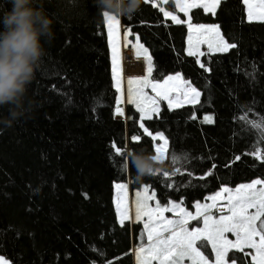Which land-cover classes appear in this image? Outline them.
<instances>
[{
	"label": "trees",
	"instance_id": "obj_1",
	"mask_svg": "<svg viewBox=\"0 0 264 264\" xmlns=\"http://www.w3.org/2000/svg\"><path fill=\"white\" fill-rule=\"evenodd\" d=\"M10 6L0 0V15ZM45 7L56 19L55 37L29 87L32 107L11 128L0 125V254L11 264H136L133 228L137 233L142 225L119 222L115 182L131 179L133 190L149 185L161 203L193 209L223 186L264 179V159L253 154L264 156V138L249 123L264 120V22H247L243 0H220L214 14L191 10L193 23L219 25L236 45L205 51L204 67L186 52L187 23L164 17L160 0H144L135 15L121 17L149 50L156 79L180 72L201 92L197 103L164 101L145 119L168 147L143 179L136 178L133 156L141 150L154 156L156 141L142 135L132 104L126 120L116 113L104 15L94 0H46ZM165 8L184 18L171 3ZM0 113L7 116L8 107ZM197 244L213 258L208 240ZM227 257L251 260L234 249Z\"/></svg>",
	"mask_w": 264,
	"mask_h": 264
},
{
	"label": "rangeland",
	"instance_id": "obj_2",
	"mask_svg": "<svg viewBox=\"0 0 264 264\" xmlns=\"http://www.w3.org/2000/svg\"><path fill=\"white\" fill-rule=\"evenodd\" d=\"M161 1V7L165 9V11L170 10L165 8V4ZM188 3L194 2V0H186ZM195 2H208L210 4H216V0H195ZM220 2V0H219ZM249 2L253 5V11L254 14L259 15L260 13L264 12V8L259 7L261 3H264V0H249ZM219 4V3H218ZM218 4L213 9V12L216 11ZM193 9V8H192ZM189 10L188 14L185 15L184 18H182L178 13H174L178 16V18L182 21H185L187 23L190 22L192 25L191 30H189L188 33V39H187V45H186V52L188 53L189 48L197 55V60L199 64H202V55L205 51H214L219 52L217 49L222 46V40L221 36L223 37L221 30L219 28V25L217 24H206V23H193L191 21V10ZM247 9V7H246ZM119 20V24L116 26L114 31V37H115V43L116 48L118 51V64H119V71L121 73V84H120V91H118V98H117V104L118 107L122 111V115H118L121 118L127 119L125 109L128 104H132L129 102L128 94H127V79H146L148 81V86L144 87L143 89V95L139 97V101L142 107L145 109V115L146 116H152L154 113H158L160 110L162 102H167L169 105L168 100L163 99V95L167 93L169 98L171 99V107H178L182 106L184 104H190V103H197L200 99L201 92L200 90L195 87L188 79H186L182 73H173L169 74L163 79H156L153 76V68H154V62L150 55L149 50L138 40V43L143 46V48L147 49V54L151 57V72L147 71V65L144 63L143 59L137 60L133 57L130 58V54L134 52V49L130 47L129 42L131 45H135L137 43L135 37L131 38V31L130 33L126 32L122 26L121 17H117ZM258 21V20H256ZM197 25H204V29L197 28ZM107 26V22H106ZM218 26V28L216 27ZM189 29V28H188ZM212 29V30H207ZM108 32V29H107ZM219 33V35L217 34ZM189 35H191V43L189 44ZM223 40L226 41L228 44H232L229 41H227L224 37ZM110 49H111V59H112V45L109 43ZM211 45V47H209ZM131 48V51L129 49ZM230 49V48H229ZM228 49V50H229ZM227 50V51H228ZM145 72V74L141 77H130V76H136L141 73ZM169 76H179L180 79H174L168 81L166 84L164 81L168 80ZM114 78V77H113ZM114 84L116 86V81L114 78ZM153 85H160L159 87H156L155 91H153ZM138 85H133V87H137ZM192 88H195L199 93L200 96L193 101V92L191 91ZM157 93L160 94V96H157ZM136 96L133 95V99H135ZM134 107H136L134 104H132ZM205 117H210L212 120V116L210 114H205L203 116V120L205 121ZM153 134H162L160 132H156ZM165 140H155V152L156 148L159 147L161 149V152L164 154L162 159H164L166 150L168 147V141L166 137L163 135ZM157 153H155L156 155ZM161 159V160H162ZM260 180L264 181V179L256 178L253 179L250 182L247 183H241L235 187L230 186H223L221 189L217 190L216 192H213L211 194H208L204 199L197 201L194 204L193 209L187 208L181 201L177 200H170L167 203H161L158 198L156 197L154 191L151 190L149 185H142L140 188L133 190L131 187V179H129L128 182H115L114 183V204L116 206L117 211V217L119 222L121 223V213L123 212V209L125 207L128 208V215L124 219V222H130L131 225L140 223L142 227L138 229V232L135 233L133 228V241L134 246L133 250L138 249L141 245L144 246V248H148L149 244L146 243V236H147V230L144 228L145 223H149L148 218L144 215H141L140 217H136L135 215V208L137 203V193H141V199L144 196L149 197L147 203H148V210L152 212V223L154 230H160L163 225L166 223L167 220H176V219H186L188 222L185 225V228L188 232H194L196 229H200V234L204 237L208 236L211 233V226L214 221L219 220L221 216L227 217L230 215V212L228 211V197L230 195L235 194V189L239 187L240 185H245L252 183L253 181ZM117 184H124L126 185V189H117ZM224 187H227L229 189H232L233 191L231 193H222V189ZM264 187V184L257 185V188ZM217 193H222L217 199L210 200V197L216 196ZM120 204V211L117 210V204ZM157 204L160 206L161 209L163 208H169L170 211H164L162 213L157 212ZM176 204L179 205L178 208L173 209L172 205ZM199 205V207H197ZM181 209L185 210L187 213H190V216L184 217L180 215ZM250 213L254 212V209L249 210ZM158 215L163 216V220L158 221ZM195 216L197 219H192V217ZM208 220L209 229L205 230L204 220ZM261 219H264V217H261ZM257 225H259V222H257ZM168 234H165V238H167ZM213 239L215 240L217 247L220 248L221 246L223 248H227V252H221V256L219 257L220 264H244L237 261H231L228 259L227 255L228 252L232 249L236 250L235 245L238 243V238L235 233L233 232H224L223 238L221 239L219 236L213 234ZM200 240V239H198ZM198 240L196 242L195 247L198 249L199 253L202 255H196L195 253H188L184 257L181 258V264H204L205 261H207V264H217V257H216V249H213L212 247V240H208L212 253L213 258H209L207 255L204 254V252L198 247ZM256 243H259V238H254ZM225 241H230L231 243H224ZM239 246L242 249L244 253L249 254L250 259L252 260L253 257H256V259H259L258 254L253 250L250 245H246L243 239V235L239 238ZM150 254L144 253L143 257L145 259L148 258ZM134 256V255H133ZM0 257H2L4 260L8 261L9 264L10 261L2 254H0ZM134 260L136 262V258L134 256ZM149 264H159L156 260H150Z\"/></svg>",
	"mask_w": 264,
	"mask_h": 264
},
{
	"label": "snow or ice",
	"instance_id": "obj_3",
	"mask_svg": "<svg viewBox=\"0 0 264 264\" xmlns=\"http://www.w3.org/2000/svg\"><path fill=\"white\" fill-rule=\"evenodd\" d=\"M148 2V0H145ZM162 3L169 4L173 6L174 9H178L179 12L184 13L185 15L188 14L189 10L192 8H202L206 12H213L214 7L216 4L219 3V0H216V4H210L208 2H192L188 3L186 0H162ZM243 3L247 7V22L251 23L256 20L264 22V12L260 13L259 15L254 14L253 5L249 2V0H243ZM159 7V5H157ZM259 7L264 8V3H261ZM159 10L163 13L164 17H170L173 22L176 24L184 23V21L180 20L176 14L173 12L165 11L164 8H159ZM214 14V12H213ZM104 19L107 22V29H108V37L109 43L112 45V75L116 81V88L117 91H120V84H121V73L118 70V51L116 48L114 31L116 26L119 24V20L117 17L108 16L107 13L104 14ZM197 28L204 29V25H197ZM218 28V26H216ZM188 28L191 30L192 25L189 22ZM212 30V29H207ZM126 32L130 33V29H126ZM219 35V33H217ZM137 43L135 45H131L129 42L130 47L134 49V52L130 54V58L134 56L135 59L140 60L143 59L144 63L148 66L147 71L151 72V57L147 54V49L143 48L142 45L138 43L139 37H135ZM222 46L217 49L219 52H226L229 48L236 47L235 44H228L226 41L223 40L221 36ZM191 43V35H189V44ZM211 47V45H209ZM189 56H195L197 53L193 52L191 48L188 51ZM204 67L203 64L200 65ZM180 79L179 76H169L167 81H164L166 84L170 80ZM127 94L129 102L134 104L137 110L140 113L139 124L138 127L142 130V135L151 138L152 140H165L163 134H153L146 126H145V119H152L151 116L145 115V109L141 106L139 97L143 95L144 87L148 86V81L146 79H127ZM133 85H138L137 87H133ZM160 85H153V91H155L156 87ZM191 91L193 92V101H195L199 96L200 93L195 89L192 88ZM133 95L136 96L133 99ZM157 96H160L157 93ZM163 99L168 100L169 106H171V99L165 93L162 97ZM116 113L118 115H122V111L119 107L116 109ZM244 119H247L246 117ZM210 117H205V121H210ZM252 127L259 130L261 133L262 138H264V120L259 122H249ZM132 139L134 141H140V136H133ZM116 154L124 155L120 152L119 148L115 149ZM156 155L153 156V159L156 161H160L163 157V153L159 147L156 148ZM257 155L258 158L264 159V156L259 155V153H253ZM176 157H172L173 162H176ZM238 159V158H237ZM211 174V173H208ZM162 175L168 176L169 173L167 171L163 172ZM264 184V181L256 180L252 183L240 185L235 189V194L230 195L228 197V211L230 215L227 217L221 216L219 220L213 222L211 226V233L208 236L204 237L200 234V229H196L194 232H188L185 228L187 224L186 219H176V220H167L166 223L160 230H154L153 223H152V212L148 210V199L149 197L144 196L141 199V193H137V203L135 208V215L136 217H140L144 215L148 218L149 223L144 224V228L147 230L146 236V243L149 244V247L146 249L143 245H141L138 249L134 250L130 254L134 255L136 258V264H149L150 260H156L159 264H181V258L187 255L188 253H195L196 255H202L199 253L198 249L195 247L196 242L198 239L200 240H212V247L216 249V257H217V264H220L219 257L221 256V252H227V248H220L217 247L215 240L213 239V234L219 236L221 239L223 238L224 232H233L236 234L238 238V243L235 245L236 250H241L239 246V238L243 235V239L246 245H250V247L255 250L258 254L259 259L253 257L252 260L249 261V264H264V187L257 188V185ZM126 185L124 184H117V189H126ZM233 190L227 187L222 189V193H231ZM222 193H217L216 196L210 197V200H216ZM179 205L173 204L172 208H178ZM199 207V205H197ZM250 209H254L255 211L250 213ZM117 210L120 211V204H117ZM169 208L161 209L160 206L157 204V212L162 213L164 211H170ZM128 215V208L125 207L123 212L121 213V223L124 222V219ZM180 215L187 217L190 216V213H187L185 210L181 209ZM162 215H158V221L163 220ZM192 219H197V217L193 216ZM259 222V225H257ZM205 230L209 229L208 220H204ZM168 234L167 238H165V234ZM259 238V243H256L254 238ZM224 243H231L230 241H225ZM203 246V245H202ZM144 253H149L147 259L143 257ZM0 264H9L8 261L4 260L0 257ZM207 264V261L204 262Z\"/></svg>",
	"mask_w": 264,
	"mask_h": 264
},
{
	"label": "clouds",
	"instance_id": "obj_4",
	"mask_svg": "<svg viewBox=\"0 0 264 264\" xmlns=\"http://www.w3.org/2000/svg\"><path fill=\"white\" fill-rule=\"evenodd\" d=\"M46 0H10V7L0 15V125L11 128L27 114L33 102L28 98L31 83L47 47L55 37V17L45 7ZM144 0H94L103 15L131 17L140 11ZM136 178L151 175L156 167L151 154L143 150L133 156Z\"/></svg>",
	"mask_w": 264,
	"mask_h": 264
},
{
	"label": "crops",
	"instance_id": "obj_5",
	"mask_svg": "<svg viewBox=\"0 0 264 264\" xmlns=\"http://www.w3.org/2000/svg\"><path fill=\"white\" fill-rule=\"evenodd\" d=\"M213 13V12H212ZM215 13V12H214ZM246 15H247V9H246ZM188 33H189V29H188ZM188 36V35H187ZM187 39H188V37H187ZM187 39H186V45H187ZM211 52H214V51H211ZM145 74V72H143V73H141V74H139V75H136V76H130V77H141V76H143Z\"/></svg>",
	"mask_w": 264,
	"mask_h": 264
},
{
	"label": "water",
	"instance_id": "obj_6",
	"mask_svg": "<svg viewBox=\"0 0 264 264\" xmlns=\"http://www.w3.org/2000/svg\"><path fill=\"white\" fill-rule=\"evenodd\" d=\"M129 51H131V48L129 49Z\"/></svg>",
	"mask_w": 264,
	"mask_h": 264
}]
</instances>
